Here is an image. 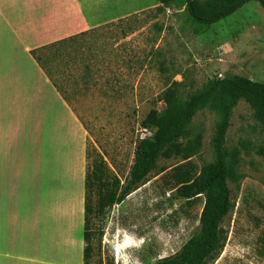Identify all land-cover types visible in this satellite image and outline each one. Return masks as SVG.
Wrapping results in <instances>:
<instances>
[{
	"label": "rangeland",
	"instance_id": "obj_1",
	"mask_svg": "<svg viewBox=\"0 0 264 264\" xmlns=\"http://www.w3.org/2000/svg\"><path fill=\"white\" fill-rule=\"evenodd\" d=\"M243 12L264 29L257 1ZM94 19L110 22L39 50L40 66L26 67L19 80L28 86L24 95L30 101L38 93L45 99L40 227L35 233L29 227L32 214L12 217L8 187L0 178V264H155L176 253L197 230L205 197L177 199L171 169L189 161L196 180L213 163L210 142L219 112L198 110L167 142L169 157L159 155L144 184L113 205L102 222L90 217L93 235L86 249L84 200L93 205L97 174L107 180L103 192L112 199L113 177L124 182L136 144L153 136L143 121L151 111L162 116L168 96L177 106L209 81L232 75L264 84V66L257 75L233 69L228 51L204 34L206 27L192 21L184 5L95 0ZM10 29L0 24V65L10 60ZM7 77L0 74V88ZM3 109L0 121L7 126L0 134L10 129L9 108L5 115ZM253 113L243 99L232 109L225 142L232 210L221 225L224 246L206 264H264V157L257 153L264 129Z\"/></svg>",
	"mask_w": 264,
	"mask_h": 264
},
{
	"label": "crops",
	"instance_id": "obj_2",
	"mask_svg": "<svg viewBox=\"0 0 264 264\" xmlns=\"http://www.w3.org/2000/svg\"><path fill=\"white\" fill-rule=\"evenodd\" d=\"M249 2L220 20L204 25V34L209 33L214 38L212 41L228 51L235 62L233 69L257 75L259 67L264 66V29L259 23L250 21L243 12ZM94 3L95 0H0V24L14 27V31L10 29L9 39L13 42L10 60L0 65V74L8 76L7 81L2 80L6 83L0 88V111L4 108L5 115L9 108L10 124V129L7 127L0 134V156L3 157L0 178L8 187L12 217L18 218V213L32 214L29 227L34 233L40 227L42 199L38 174L40 164L44 163L41 161L44 154L41 140L44 139L45 99L38 93L30 101L24 95L28 86L19 80L26 67L36 69L40 66L37 59L39 50L110 22L95 21ZM215 24H218L215 30L209 29ZM227 24L230 29H227ZM44 90L39 88L40 92L44 93ZM6 126L0 121V129Z\"/></svg>",
	"mask_w": 264,
	"mask_h": 264
},
{
	"label": "trees",
	"instance_id": "obj_3",
	"mask_svg": "<svg viewBox=\"0 0 264 264\" xmlns=\"http://www.w3.org/2000/svg\"><path fill=\"white\" fill-rule=\"evenodd\" d=\"M157 1L162 5H184L190 19L205 26L231 14L249 1H257L264 9V0H203L201 6L196 3V0ZM241 99L253 109L254 117L264 129V84L252 82L238 75L209 81L203 89L190 94L177 106L170 102L168 96L166 101L169 104L162 116L151 111L143 121V126L153 129V136L143 138L136 144L133 162L124 182L121 183L117 177H113L115 186L109 193V196L113 194L112 199L105 198L103 186L107 184V180L104 179L103 182L101 175L97 174L98 184L93 205L88 204V201L84 204L85 248L91 247L90 239L93 235L89 227L90 217L93 216L102 222L113 205L121 204L131 192L144 184V179L155 168L159 155L169 157L170 154L165 149L167 142L183 131L198 110L208 106L220 114L210 142L214 152L213 163L203 168L199 177L193 180L190 175L191 164L186 161L190 156L185 154L183 160L186 162L172 168L170 175L175 181L171 190L174 189L177 199L191 201L199 195H204L205 202L198 218V228L176 253L158 260L155 264H206L213 260L224 246L221 225L232 210L231 190L226 183L228 172L225 164L227 157L225 142L232 109ZM257 153L264 157V145L257 149ZM105 166L107 167L106 164ZM109 184L113 185V182ZM98 239L100 241L101 231L98 232Z\"/></svg>",
	"mask_w": 264,
	"mask_h": 264
},
{
	"label": "built area",
	"instance_id": "obj_4",
	"mask_svg": "<svg viewBox=\"0 0 264 264\" xmlns=\"http://www.w3.org/2000/svg\"><path fill=\"white\" fill-rule=\"evenodd\" d=\"M166 12H167V13H169L170 11H169V10H167Z\"/></svg>",
	"mask_w": 264,
	"mask_h": 264
}]
</instances>
